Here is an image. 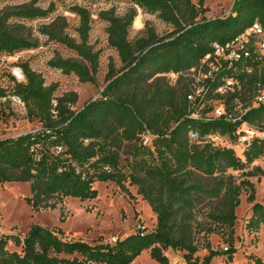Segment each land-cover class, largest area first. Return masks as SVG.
<instances>
[{
  "label": "trees",
  "instance_id": "1",
  "mask_svg": "<svg viewBox=\"0 0 264 264\" xmlns=\"http://www.w3.org/2000/svg\"><path fill=\"white\" fill-rule=\"evenodd\" d=\"M8 1L15 0L0 3ZM37 1L0 9V57L39 47L27 22L49 17L54 5L43 9ZM82 1L94 5L100 0ZM105 1L110 8L98 10L97 18L105 24L107 46L116 60L109 58L102 89L81 109H75L76 92L59 94L57 83L45 85L28 62L20 64L25 83L14 93L25 104L27 120L36 121L41 129L35 135L0 139V184L28 183L25 202L33 212L54 210L64 199L92 200L97 196L95 183L114 184L120 194L137 195L149 205L155 227L138 229L113 244L94 245L66 241L61 229L37 224L22 238L0 232V264H129L147 250L155 261L169 264L167 249L181 252L186 264H210L224 255L230 262L242 193L250 204L245 230L255 234L264 226V206L255 201V188L248 179L264 175L260 166L251 167L264 156V142L251 143L242 156L232 147L190 143L191 130L227 135L231 126L188 119L191 81L180 76L170 85L165 74H184L211 51L213 42H227L255 21L264 28V0H235L229 15L213 20L204 16L205 0ZM121 2L127 6L118 12ZM138 9L157 17L170 32L159 35L145 23L130 37ZM71 12L78 18L73 34L62 15L37 29L48 42L72 53V57L53 54L47 66L95 86L100 52L89 42L92 13L81 5H74ZM5 96L0 87V98ZM6 103L0 104V115ZM260 112L253 111L247 119L252 121ZM147 133L151 139L144 143ZM234 171L241 172L240 180ZM211 235L222 238L228 248L212 250ZM9 242L20 252H9ZM202 249L208 253L199 260L196 254ZM249 259L264 264L257 256Z\"/></svg>",
  "mask_w": 264,
  "mask_h": 264
},
{
  "label": "rangeland",
  "instance_id": "2",
  "mask_svg": "<svg viewBox=\"0 0 264 264\" xmlns=\"http://www.w3.org/2000/svg\"><path fill=\"white\" fill-rule=\"evenodd\" d=\"M30 0H15L0 3V9L7 4H21ZM235 0H205L204 14L208 20L226 17L231 13ZM50 4L54 5V12L47 18H41L27 22V26L33 29V35L37 38L39 47L26 56L23 62H28L29 67L41 74L45 85L57 83V92L73 91L78 95L75 109L79 110L90 99L98 96L103 87V76L109 58L116 60V55L107 46L105 24L97 18V12L108 9L110 5L105 0H100L94 5L82 0H38L36 5L47 9ZM74 5H81L92 13L91 30L89 42L94 50L100 52L99 73L97 85L79 83L74 75H62L59 71L47 66V61L53 54L58 53L63 57H72V53L62 46L48 42L47 39L37 31L42 24L48 23L56 15L65 16L69 24L68 31L73 34L77 26L78 18L71 12ZM127 2L117 5V11L122 12ZM136 19V22H135ZM130 30V37H134L143 29L145 23H150L159 35L170 32V27L163 24L154 15L143 13L138 9ZM135 23V24H134ZM2 82V77H0ZM38 126L36 121H27L23 113L10 104L5 105L0 115V139L15 138L18 134L25 133ZM252 166H260L264 172V156L255 160ZM241 172L234 171L239 180ZM255 188V201L264 206V175L248 178ZM97 190L96 198L80 201L78 199H64L54 210H41L33 212L25 202L29 195L28 183H4L0 184V232L13 233L21 238L29 228L40 225L44 228L55 230L61 229L64 236L85 242L90 245L99 243L113 244V240H122L138 229L150 231L155 227V215L149 205L139 196L129 198L120 194L114 184L95 183ZM250 204L246 201V194L240 196V204L236 208L237 220L234 226V243L232 260L227 261L226 255L212 259L210 264H254L249 259L250 255L259 257L264 262V226L260 227L255 234H248L244 228L245 221L250 215ZM210 247L212 250L228 248V244L216 235L210 236ZM6 249L9 252H20V248L9 242ZM208 252L199 250L196 254L201 260ZM169 264H186L182 253L167 249L164 251ZM129 264H160L151 258L149 251H143Z\"/></svg>",
  "mask_w": 264,
  "mask_h": 264
},
{
  "label": "built area",
  "instance_id": "3",
  "mask_svg": "<svg viewBox=\"0 0 264 264\" xmlns=\"http://www.w3.org/2000/svg\"><path fill=\"white\" fill-rule=\"evenodd\" d=\"M33 52L28 49L0 57V87L6 92V96L0 98V104L7 101L24 115L25 104L14 89L25 83L20 64ZM165 76L170 85H175L180 76L191 81V91L186 95L188 119L203 124L221 121L231 126L227 135L212 131L202 135L191 130L188 133L190 143L232 147L242 156L251 143L264 142V28L258 21L227 42H213L211 51L184 74L171 71ZM56 105L53 98L50 104L52 117L56 114ZM258 109H261L259 116L249 121L247 117ZM40 129L38 125L10 139L35 135ZM150 139L147 133L144 143H149ZM64 240L75 239L64 236Z\"/></svg>",
  "mask_w": 264,
  "mask_h": 264
}]
</instances>
